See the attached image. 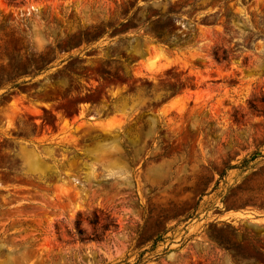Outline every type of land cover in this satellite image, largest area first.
<instances>
[{
	"label": "rangeland",
	"instance_id": "obj_1",
	"mask_svg": "<svg viewBox=\"0 0 264 264\" xmlns=\"http://www.w3.org/2000/svg\"><path fill=\"white\" fill-rule=\"evenodd\" d=\"M0 264H264V0H0Z\"/></svg>",
	"mask_w": 264,
	"mask_h": 264
},
{
	"label": "trees",
	"instance_id": "obj_2",
	"mask_svg": "<svg viewBox=\"0 0 264 264\" xmlns=\"http://www.w3.org/2000/svg\"><path fill=\"white\" fill-rule=\"evenodd\" d=\"M169 16H170V13H166L164 15H158V18H160V19L161 18H167ZM153 34H154L153 36L156 39V41L167 45L169 48H173L174 47V44L172 42L170 43L169 41H167L165 39V37H163V33L154 32Z\"/></svg>",
	"mask_w": 264,
	"mask_h": 264
}]
</instances>
